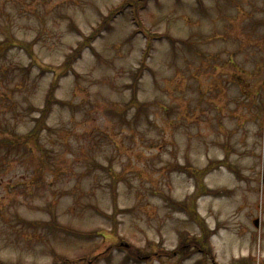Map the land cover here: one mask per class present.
Returning <instances> with one entry per match:
<instances>
[{
    "label": "rangeland",
    "instance_id": "374dc122",
    "mask_svg": "<svg viewBox=\"0 0 264 264\" xmlns=\"http://www.w3.org/2000/svg\"><path fill=\"white\" fill-rule=\"evenodd\" d=\"M0 260L264 264V0H0Z\"/></svg>",
    "mask_w": 264,
    "mask_h": 264
},
{
    "label": "trees",
    "instance_id": "16d2710c",
    "mask_svg": "<svg viewBox=\"0 0 264 264\" xmlns=\"http://www.w3.org/2000/svg\"><path fill=\"white\" fill-rule=\"evenodd\" d=\"M49 103V99L47 100V104ZM8 145L10 146V147H12V148H14L15 146H19V145H21V143H15V142H13V141H8ZM26 146V145H25ZM12 156H13V154H12ZM27 225H33V224H31V223H28V222H25ZM203 227V226H202ZM205 228V227H204ZM202 234H204L205 236H204V239H202V244H200V247H201V249H203L202 251H208L207 250V248L205 247V245L207 244L208 245V238H209V234L207 233V231H206V229H204V231L202 232ZM76 235V234H75ZM200 251V250H199ZM131 253H133V255L134 256H136V255H139V251L138 250H136V249H134V250H131L130 251ZM176 254H178V255H180V252H179V250H176L175 252H174V255H176ZM252 260H253V257H252ZM0 264H9V263H6V262H3L2 260H0Z\"/></svg>",
    "mask_w": 264,
    "mask_h": 264
},
{
    "label": "water",
    "instance_id": "95a60500",
    "mask_svg": "<svg viewBox=\"0 0 264 264\" xmlns=\"http://www.w3.org/2000/svg\"><path fill=\"white\" fill-rule=\"evenodd\" d=\"M258 224V222L256 221V225Z\"/></svg>",
    "mask_w": 264,
    "mask_h": 264
}]
</instances>
